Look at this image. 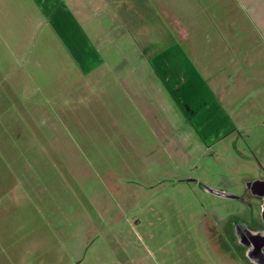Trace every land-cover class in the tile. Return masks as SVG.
I'll return each mask as SVG.
<instances>
[{
	"label": "rangeland",
	"instance_id": "rangeland-1",
	"mask_svg": "<svg viewBox=\"0 0 264 264\" xmlns=\"http://www.w3.org/2000/svg\"><path fill=\"white\" fill-rule=\"evenodd\" d=\"M246 2H75L88 70L34 0H0V264H254L264 0Z\"/></svg>",
	"mask_w": 264,
	"mask_h": 264
},
{
	"label": "crops",
	"instance_id": "crops-1",
	"mask_svg": "<svg viewBox=\"0 0 264 264\" xmlns=\"http://www.w3.org/2000/svg\"><path fill=\"white\" fill-rule=\"evenodd\" d=\"M75 2L77 6L81 4V0H34V5L49 17L52 27L59 33L64 43L72 52L73 50L76 52L74 55L80 58L81 62L86 65L83 66L89 70L102 63L103 58L97 44L94 43V36L89 33L93 25L92 18L86 13L80 18L76 9L73 8ZM243 6L249 14L250 12L252 14L248 0ZM256 15L257 18L264 19V5L257 3Z\"/></svg>",
	"mask_w": 264,
	"mask_h": 264
},
{
	"label": "water",
	"instance_id": "water-1",
	"mask_svg": "<svg viewBox=\"0 0 264 264\" xmlns=\"http://www.w3.org/2000/svg\"><path fill=\"white\" fill-rule=\"evenodd\" d=\"M252 189L264 199V180L255 181ZM262 219L264 227V200L262 207ZM245 245L247 246L248 257L254 264H264V228L262 230H247L245 236Z\"/></svg>",
	"mask_w": 264,
	"mask_h": 264
},
{
	"label": "flooded vegetation",
	"instance_id": "flooded-vegetation-1",
	"mask_svg": "<svg viewBox=\"0 0 264 264\" xmlns=\"http://www.w3.org/2000/svg\"><path fill=\"white\" fill-rule=\"evenodd\" d=\"M189 101V100H188ZM194 100H190L187 104H184L186 105L187 107H189V111L190 112H195L193 110V108L191 107L192 106V103ZM183 102V101H182ZM181 102V103H182ZM180 103V102H179ZM251 192H252V195L256 198L255 200L258 202V205H259V212L258 213H255L254 215H252V220H251V223H249L248 225L246 224L245 227H242L240 228V230L238 231V236H239V242L243 245V250L245 249L247 251V246L245 245V236H247V230H252V231H256V230H262L264 227H263V219H262V204H263V197L259 194H256L254 192V190L251 188ZM232 196V195H231ZM245 224V223H244ZM242 247V246H241ZM234 255V253H230V255ZM237 257V255H236Z\"/></svg>",
	"mask_w": 264,
	"mask_h": 264
}]
</instances>
